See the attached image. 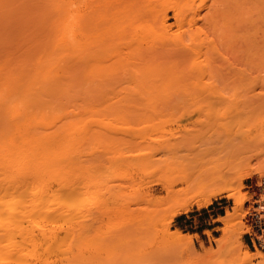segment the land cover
I'll use <instances>...</instances> for the list:
<instances>
[{"label":"rangeland","instance_id":"rangeland-1","mask_svg":"<svg viewBox=\"0 0 264 264\" xmlns=\"http://www.w3.org/2000/svg\"><path fill=\"white\" fill-rule=\"evenodd\" d=\"M253 7L250 0H0V58L81 32L106 46V99H78L75 127L60 131L69 142L60 136L57 148L76 187H87L73 198L88 200L56 222V239L30 245L9 264H264V249L248 245L249 213L256 196L264 199V58L248 48ZM70 13L81 18L74 33L63 21ZM147 68L162 70L161 85L168 72L180 79L168 75L170 91L157 85L147 96L136 89ZM237 197L249 198L238 216Z\"/></svg>","mask_w":264,"mask_h":264},{"label":"bare ground","instance_id":"bare-ground-1","mask_svg":"<svg viewBox=\"0 0 264 264\" xmlns=\"http://www.w3.org/2000/svg\"><path fill=\"white\" fill-rule=\"evenodd\" d=\"M250 1L256 12L246 20L248 48L251 45L253 54L264 58V0ZM174 16L179 18L180 13ZM63 21L70 33L81 24L74 13ZM79 34L67 35L53 47L6 49L0 58V264L24 256L30 245L56 239V222L75 210L78 202L88 200L84 194L73 198V190L86 191L87 187H76L69 167L61 165L57 149L60 136L66 145L69 142V135H60V131L66 133L76 125V107L81 105L77 100L106 99V46L95 43L100 35ZM115 54L121 56L116 51L111 54L114 57L109 55L111 59L118 58ZM143 72L144 78L137 81L139 88L133 89L137 87L139 93L152 97L157 85L161 86L158 90L168 91V75L176 74L168 72L166 85H161L158 78L162 70L147 68ZM259 79L264 80V76ZM248 201V197L236 198L237 216ZM40 250L38 247L32 258L39 259ZM251 260L247 253L244 261Z\"/></svg>","mask_w":264,"mask_h":264},{"label":"built area","instance_id":"built-area-1","mask_svg":"<svg viewBox=\"0 0 264 264\" xmlns=\"http://www.w3.org/2000/svg\"><path fill=\"white\" fill-rule=\"evenodd\" d=\"M259 194H264V180L263 184L258 187ZM256 203L249 213V224L252 226L253 232L249 234L252 243L264 249V199L256 196Z\"/></svg>","mask_w":264,"mask_h":264},{"label":"crops","instance_id":"crops-1","mask_svg":"<svg viewBox=\"0 0 264 264\" xmlns=\"http://www.w3.org/2000/svg\"><path fill=\"white\" fill-rule=\"evenodd\" d=\"M179 219H181V218L179 217ZM178 223H179V222H178ZM248 245L254 247V244H253L252 241H251V237H250L249 240H248Z\"/></svg>","mask_w":264,"mask_h":264}]
</instances>
